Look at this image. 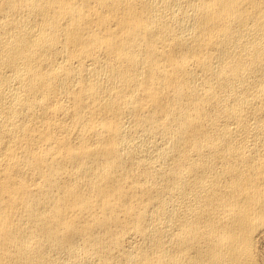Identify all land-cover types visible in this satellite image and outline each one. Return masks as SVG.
Wrapping results in <instances>:
<instances>
[{"label": "bare ground", "instance_id": "bare-ground-1", "mask_svg": "<svg viewBox=\"0 0 264 264\" xmlns=\"http://www.w3.org/2000/svg\"><path fill=\"white\" fill-rule=\"evenodd\" d=\"M264 0H0V264H264Z\"/></svg>", "mask_w": 264, "mask_h": 264}, {"label": "rangeland", "instance_id": "rangeland-1", "mask_svg": "<svg viewBox=\"0 0 264 264\" xmlns=\"http://www.w3.org/2000/svg\"><path fill=\"white\" fill-rule=\"evenodd\" d=\"M261 246L263 247V249H262V252L264 251V241H263V243L261 244ZM263 256H264V253H263Z\"/></svg>", "mask_w": 264, "mask_h": 264}]
</instances>
